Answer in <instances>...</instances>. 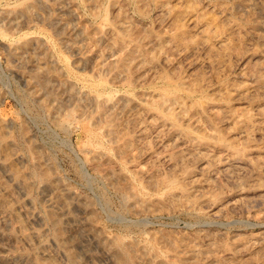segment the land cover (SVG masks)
Masks as SVG:
<instances>
[{"label":"rangeland","instance_id":"rangeland-1","mask_svg":"<svg viewBox=\"0 0 264 264\" xmlns=\"http://www.w3.org/2000/svg\"><path fill=\"white\" fill-rule=\"evenodd\" d=\"M37 1L0 0V264H264V0Z\"/></svg>","mask_w":264,"mask_h":264},{"label":"bare ground","instance_id":"bare-ground-1","mask_svg":"<svg viewBox=\"0 0 264 264\" xmlns=\"http://www.w3.org/2000/svg\"><path fill=\"white\" fill-rule=\"evenodd\" d=\"M37 1V0H36ZM37 3H38V1H37ZM162 5H166V4H162ZM39 6V5H38ZM167 7V6H166ZM168 8V7H167ZM166 8V9H167ZM56 10V9H55ZM156 11V10H155ZM168 11V9L166 10V12ZM67 12V11H66ZM157 12H159V10L157 11ZM165 12V13H166ZM165 13H164V16H165ZM158 14V13H157ZM263 14V13H262ZM264 15V14H263ZM25 16V15H24ZM165 18V17H164ZM32 19H33V17H32ZM162 19H163V17H162ZM25 22V21H24ZM159 24V23H158ZM104 26V25H103ZM65 39V38H64ZM69 40V39H68ZM75 42V41H74ZM83 53V52H82ZM114 52L112 51V54H113ZM107 55V54H106ZM106 55H105V57H106ZM111 57H112V55H111ZM48 60V59H47ZM93 98V97H92ZM91 98V99H92ZM175 101V100H174ZM174 101L173 102H171V103H174ZM104 102V101H103ZM103 102H100L101 104L103 103ZM97 103V102H96ZM100 103H97L98 105L100 104ZM117 103V102H116ZM170 103V104H171ZM114 105V104H113ZM103 106H105V105H103ZM111 108V107H110ZM109 108V109H110ZM113 108V107H112ZM104 114V113H103ZM178 115V114H177ZM225 118V117H224ZM238 118H240V117H238ZM238 118H236V119H238ZM222 119V118H221ZM240 121V120H239ZM245 122V121H244ZM241 128V127H240ZM143 129H145V128H143ZM156 130V129H155ZM155 132V131H154ZM158 132V131H157ZM156 134V133H155ZM264 134V133H263ZM155 136V135H154ZM161 136V135H160ZM244 136V135H243ZM163 138V137H162ZM177 138V137H176ZM171 140H173V139H171ZM182 140V139H181ZM187 142V141H186ZM191 142V141H190ZM157 143V142H156ZM172 143V142H171ZM173 144V143H172ZM181 145V144H180ZM175 146V145H174ZM177 146V145H176ZM184 148V147H183ZM201 148H202V146H201ZM185 151V150H184ZM201 151V150H200ZM199 151V152H200ZM197 152V151H196ZM141 153V152H140ZM196 154V153H195ZM185 155H188V154H185ZM179 157V156H178ZM201 158V157H200ZM180 159V158H179ZM232 160V159H231ZM212 161V160H211ZM211 161H209V162H211ZM205 162V161H204ZM206 163V162H205ZM244 163V162H243ZM239 164V163H238ZM225 165H227V164H225ZM224 165V166H225ZM230 165V164H229ZM229 165H227V166H229ZM241 165H243V164H241ZM246 165H248V164H246ZM232 166V165H231ZM245 166V165H244ZM196 167H197V165H196ZM217 167V166H216ZM226 168V167H225ZM233 169L235 168V167H232ZM239 168H240V165H239ZM239 168H238V170H239ZM213 169V168H212ZM236 169L237 168H235V170L234 171H236ZM247 170V169H246ZM197 171V170H196ZM217 171V170H216ZM231 171V170H230ZM243 171V170H242ZM217 173V172H216ZM198 174H200V173H198ZM214 175V174H213ZM212 175V176H213ZM222 176V175H221ZM203 178V177H202ZM205 178V177H204ZM202 180V179H201ZM205 180V179H204ZM203 185H205V184H203ZM207 185V184H206ZM210 186V185H209ZM211 187H213V185L211 186ZM231 204H233V203H231ZM220 209V208H219ZM205 236V235H204ZM210 240H212V239H210ZM215 251V250H214ZM223 251V250H222ZM207 252V251H206ZM204 253V252H203ZM141 254V253H140ZM221 256V255H220ZM138 257V260H139V256H137ZM189 259V258H188ZM192 259H193V257H192ZM181 260H183V259H181ZM226 260H227V258H226ZM227 264H228V261H227Z\"/></svg>","mask_w":264,"mask_h":264}]
</instances>
